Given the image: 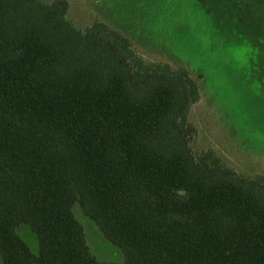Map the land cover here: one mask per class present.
<instances>
[{
  "label": "trees",
  "instance_id": "1",
  "mask_svg": "<svg viewBox=\"0 0 264 264\" xmlns=\"http://www.w3.org/2000/svg\"><path fill=\"white\" fill-rule=\"evenodd\" d=\"M214 1L230 20L264 4ZM109 22L0 0V264H264V174L194 148L201 75L146 61ZM75 204L123 262L91 253Z\"/></svg>",
  "mask_w": 264,
  "mask_h": 264
},
{
  "label": "rangeland",
  "instance_id": "2",
  "mask_svg": "<svg viewBox=\"0 0 264 264\" xmlns=\"http://www.w3.org/2000/svg\"><path fill=\"white\" fill-rule=\"evenodd\" d=\"M66 1L75 26L107 19L146 61L200 74V98L190 111L197 130L195 150H214L244 176L264 174V4L249 3L245 18L230 20L217 16L214 0H160L152 8L149 0ZM72 211L91 253L102 262H123L122 252L104 239L78 204ZM17 232L36 253L37 240L29 228L20 226Z\"/></svg>",
  "mask_w": 264,
  "mask_h": 264
}]
</instances>
